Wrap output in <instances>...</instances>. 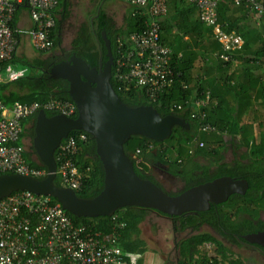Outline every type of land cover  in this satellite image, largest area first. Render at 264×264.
I'll list each match as a JSON object with an SVG mask.
<instances>
[{"label": "trees", "instance_id": "trees-1", "mask_svg": "<svg viewBox=\"0 0 264 264\" xmlns=\"http://www.w3.org/2000/svg\"><path fill=\"white\" fill-rule=\"evenodd\" d=\"M58 1V8L63 9L62 20H66L69 18L67 5L61 0ZM167 5V16L161 22V38L164 44L172 49L171 65L175 70L174 85L160 94L156 101H151L142 90L132 85L126 86L122 91L119 90L113 77L114 66L111 83L120 99L129 107L152 106L162 117L173 115L185 119L190 127L189 129L181 126L173 127L170 138L163 142L134 135L124 145V152L133 162L137 175L142 179L152 181L160 188L162 187L156 181L152 169L156 163L167 166L172 174L180 176L185 183L183 191L223 176L246 179L249 187L244 195L233 194L225 203L211 205L210 209L205 212L172 217L181 223L182 230L186 228L198 230L207 225L232 245L239 246L242 244L238 240L241 235L264 231V221L259 217V213L264 211V143L261 141L258 144L255 140L252 142V150L249 154L251 162L246 165L240 163L230 165L224 163L223 158L228 146L227 135L230 139L240 137L244 146H250V136L254 134L255 128L252 125L243 124L245 121L243 117L254 105L252 98L256 96L257 91L256 83H253L259 79L254 76V72L264 65V47L257 46L256 39L260 36L259 33L251 31L248 26L243 30L238 25L241 20H234L232 14L233 11L240 10L241 22L246 20L245 25L251 19L263 18L264 15L259 17L256 12H250L233 1L219 0L217 13L223 31L235 32L244 40L241 48L224 50L215 37L213 29L201 22L198 8L189 0H167ZM23 8L26 7L19 6L17 9L12 25L19 42L17 22L19 11ZM195 11L198 12V17H193ZM91 18L93 21L80 26L70 50L61 48L62 41L58 37L60 23L57 21L51 32L54 41L51 51L60 49L61 54L53 53L44 60L35 59L32 67L40 71L38 75L19 76L13 80L1 82L0 100L8 106L16 102L31 104L52 99L74 103L67 93L69 83L62 79H51L48 73L51 67L64 61L66 57L70 58L73 54L84 59L90 68H98L100 61L105 64L108 58L102 32H106L112 43L115 61L117 40L141 30L145 20V17L140 14L136 16L132 14L128 19L127 28H117L104 7L99 6ZM40 53L45 54L46 52ZM222 55H229L230 60H224ZM15 58L16 53L11 60L2 64L1 77L8 78L4 76L5 69ZM237 62L240 67L235 69L233 66ZM223 85L226 86L225 92L218 93ZM236 91L238 94H233L235 96L233 101L225 95V93ZM207 95L210 96L208 104L197 106V101L206 99ZM178 106H181V109H178ZM46 114L48 117L57 115L50 111H46ZM195 114L205 115L203 123L212 125L215 131L211 133L200 131L198 118H192ZM77 116L76 110L71 118H77ZM36 117L37 115L25 121L29 122L31 127L21 135V140L27 136L34 138ZM248 132L252 134H247ZM79 133L86 132L73 131L70 135ZM87 136L86 142L78 144L76 156V164L83 176V185L80 190L76 191L81 199H93L104 189V168L96 152V142L89 134ZM201 143H203L202 147ZM32 154L36 155L33 147L32 152L25 151V159L29 166L47 171V167L39 160L32 159ZM201 159L207 160L208 165L199 164L198 160ZM44 178L39 177L38 179ZM55 185L64 188L59 176L55 178ZM183 191L167 193L175 196ZM51 200L53 204H59L56 199L51 198ZM149 212H154V210L128 206L117 210L111 217L78 218L66 213L75 224L88 225L93 232L102 237L117 234L116 244L123 252L143 255L147 251V244L141 237L140 227ZM159 214L162 213L159 212ZM120 225L124 227L120 229ZM242 241L244 242L243 239ZM205 243L217 246L219 254L229 264H245L244 260L235 259L231 253L228 254L224 244L208 232L195 235L179 244L180 264L199 263V249ZM258 248L264 253V248ZM213 262L214 260H210L209 263L215 264Z\"/></svg>", "mask_w": 264, "mask_h": 264}, {"label": "built area", "instance_id": "built-area-1", "mask_svg": "<svg viewBox=\"0 0 264 264\" xmlns=\"http://www.w3.org/2000/svg\"><path fill=\"white\" fill-rule=\"evenodd\" d=\"M133 7V15L145 17L141 30L116 42L114 81L119 90L132 85L143 91L151 101L175 83L171 65L172 49L162 41L161 22L167 16V0H122ZM259 17L264 15V0H230ZM200 13V20L213 29L224 50L243 46L244 40L235 32L226 33L219 22V0H189ZM19 6H25L32 20L31 44L37 52L54 47L51 32L56 26L58 0H0V83L13 80L1 77V66L12 59L19 47L13 21ZM226 61L229 55H222ZM210 96L197 101L208 104ZM181 109V106H178ZM40 110L71 117L76 105L67 100H49L11 106L0 100V173H18L35 178L46 177L47 171L32 168L25 159L21 143L24 122ZM9 114V116H7ZM199 130L211 133L215 127L203 123L205 115L195 114ZM86 133L69 135L56 150L57 175L64 188L75 192L83 185V176L76 164L78 144L86 142ZM203 146V143L200 144ZM124 225H120L122 229ZM117 234L102 237L88 225L75 224L59 204L50 197L29 191H18L0 200V264H139V255L123 252L116 244Z\"/></svg>", "mask_w": 264, "mask_h": 264}, {"label": "water", "instance_id": "water-1", "mask_svg": "<svg viewBox=\"0 0 264 264\" xmlns=\"http://www.w3.org/2000/svg\"><path fill=\"white\" fill-rule=\"evenodd\" d=\"M108 61L98 68L73 54L48 71L51 79L66 80L68 95L77 108V118L62 114L48 117L40 110L34 124L32 146L37 159L47 167V176L38 179L24 174L0 175V200L18 191L56 199L62 209L78 218L111 217L117 210L138 206L169 217L208 211L211 205L225 203L233 194L244 195L246 179L223 176L199 184L179 195H169L150 180L140 178L124 145L134 136L157 142L170 138L173 127L189 129L185 119L162 117L152 106L129 107L120 99L112 83L114 57L112 43L102 32ZM73 131H83L96 142V152L104 168V189L93 199H81L71 188L55 185L57 162L55 152ZM250 245L264 248V231L241 235Z\"/></svg>", "mask_w": 264, "mask_h": 264}, {"label": "crops", "instance_id": "crops-1", "mask_svg": "<svg viewBox=\"0 0 264 264\" xmlns=\"http://www.w3.org/2000/svg\"><path fill=\"white\" fill-rule=\"evenodd\" d=\"M61 2L65 3V5H67L68 11H69V18L66 20H62L61 12L63 9L58 8L56 10V22L58 21L60 23V28L58 31V37L61 39L62 44H63V39H64L65 34L69 33L71 28H72L71 27L72 19L74 18V15L76 13H78V12H76V9L79 7L81 8V10L79 11L80 12L79 25L75 31L74 38L76 37L77 32H78L81 25H83L89 21H93V18H91V17H92V15L95 14L96 8L98 6L100 8L104 7V9L108 13V15L110 17H112V19L114 20L116 27L117 28H123V29L127 28L128 19L133 14V10H134L133 7H131L130 5H128L127 3H125L122 0H61ZM98 14H99V10H98L97 15ZM241 15H242L241 11L237 10V11H233L232 17L234 20L239 19L242 21ZM193 17H198L197 11H195L193 13ZM241 21L238 23V25H240L243 30H245L248 26L251 29V31L254 30L256 33H259L260 36H258V38L256 39L257 46L261 45L264 47V17L263 18H257L256 17L255 20L251 19L250 22H247L248 23L247 25L244 24L246 22V20H244V22H241ZM32 26H33V24H32V20L30 18V14H29L28 9L27 8L21 9L19 11L18 22H17V31L20 35V37H19L20 38V46H21L22 42L25 41V43L33 49L32 44H31V38H30V31L32 29ZM73 39H72V41H73ZM186 39H188V37H186ZM72 41H71V44H72ZM20 46L18 47V50L16 52V56L18 55ZM61 48H62V45H61ZM62 49H64V48H62ZM70 49H71V46H70ZM53 53H55V55H59L61 52L56 50V51H50L49 53H45V54L40 53V55L37 57V59L44 60V59L50 57ZM233 67L235 69H237L240 67V64L237 62L236 64H234ZM254 73H255L254 76L255 77L257 76L259 78L257 82H254V83L251 82L253 84L256 83L255 87H256V91H257L256 92L257 98H256V96H254V98H252V102L254 103V105L251 107V109H249V111L247 113H245V115L243 117V118H245V121L243 124H249V125H252L253 128H255L254 134L250 136V139H251L250 142L251 143H250L249 147H247L246 145L244 146V144H242L240 137H236L235 139H230V137L228 135L226 136V140L228 141V146H227V149L224 151L223 162L228 163L230 165L231 164L235 165L236 163H240L243 165L248 164L249 162H251V158H250L249 154L252 150V148H251L252 142L255 140L258 144H260L259 142H261V141H262V143H264V65L261 66L259 68V70L254 72ZM225 87H226L225 85L221 86L220 87L221 89L218 90V93L225 92L224 91ZM236 93H237V91L232 92V93H225V95L227 96V98L230 101H233V98L235 97L233 94H236ZM238 93L240 94L239 90H238ZM23 126H24V132H25V130L28 129L31 125L29 122H24ZM247 134H252V132H248ZM26 140H27V138H23L21 140V143L25 147V149H26ZM26 151H28V150L26 149ZM203 160H205V159H203ZM203 165H206V164H203ZM207 165H208V161H207ZM263 213H264V211H261L259 213V217ZM147 216H146L145 220L143 221V223L141 224V227H140L141 228V237L147 244V251H148V249H151V248H150L149 241L147 239V235L143 231L144 222L145 223L150 222V224L155 225L154 227H155V231L157 232V234H158V231L159 232L160 231L161 232L166 231V232H168V234L170 233V235H166L165 238L170 244H174V247L177 251L178 258H179V262H178L179 264H180L179 249H178L179 244L183 240H187V239H189L195 235L205 233V232H200V229H202L204 226L209 227L207 225H204L201 228H199L198 230H194L192 228H186V229L182 230L180 228L181 223L179 221H175L172 217L159 214V212H156V211L149 212V215H147ZM157 220H159V222H163L165 227L158 230L159 225L156 223ZM214 232H216V231H214ZM208 233H210V232H208ZM216 234H218V233L216 232ZM213 236H215V235H213ZM176 238H177V240L175 243L174 239H176ZM218 240H220V239H218ZM167 241H166V243H167ZM220 241L224 244L223 240H220ZM171 242H173V243H171ZM169 243L166 244L165 246L168 247ZM227 243L229 244L230 242L227 241ZM207 246H209V247H207ZM211 246L215 247L216 253H214L212 256H210L209 254L206 255L202 251V249L207 247V248H209V251L208 250L207 251L211 252ZM224 246L227 248V246L225 244H224ZM236 246L237 247H245V245H243V244H241L239 246L236 245ZM152 250L154 251V253H157V251L155 249H152ZM227 250H228V254H229L230 253L229 248H227ZM245 250H247L249 252L250 251L251 252H257L258 253L257 255L264 258V253H262L261 251L255 249L253 247H246ZM199 251H200V255H198V256H200V258H199V263H197V264H202V263L208 264L210 262V260H214L213 263H215V264H229L227 262V260H225L221 257V255L219 254V252L217 250V246H215L212 243H205L204 245H202L200 247ZM158 252H159V256H163L162 257L163 261H161V262L164 264V262L167 261L168 257L166 256V258H165V253L162 254V252H160V251H158ZM135 255H139V254H135ZM141 256L142 255H139V260H138L139 264H141V260H142V258H140ZM198 256H196L197 259H198ZM201 257H203V258H201ZM164 258H165V260H164ZM235 259H242V260H244L245 264H250L249 262H247L244 258H242L240 256H235ZM159 260H157V261H159ZM201 260H202V263H200Z\"/></svg>", "mask_w": 264, "mask_h": 264}, {"label": "rangeland", "instance_id": "rangeland-1", "mask_svg": "<svg viewBox=\"0 0 264 264\" xmlns=\"http://www.w3.org/2000/svg\"><path fill=\"white\" fill-rule=\"evenodd\" d=\"M80 10H81L80 7L76 9V12H78L79 14L76 13L74 15V18L72 19V24H71L72 28H71L70 32L66 33L64 36L62 48H64L65 50H70L71 41L74 38L75 31L79 25V17H80L79 11ZM57 50L60 51V49H57ZM49 52L50 51H48L46 53H49ZM39 55H40L39 52H37L34 49H32L31 47H29L25 43V41H23L15 60H13L12 62H9L7 68L5 69L4 76L9 78L12 76L13 77L14 76L19 77V76L38 75L40 73V71L36 68H33L32 65H33V63H35V59H37V57ZM7 116H9V114H7ZM26 149L29 152H32V150L30 149V142L28 140H26ZM32 159H34L35 161L38 160L37 156L35 154H32ZM200 163L201 164H207V161H200ZM155 178L157 180H161L158 175H155ZM163 184L166 188H168V189L171 188L168 183L163 182ZM261 217L264 220V213L262 214ZM156 223L159 225L158 230L165 227L163 222H159V220H157ZM154 226L155 225L150 224V222H146V223L144 222V224H143V231L147 235V239L149 241L151 249H148V251L140 257V258H142L141 264H161L162 263L161 261H163V259H162L163 256H159L158 251L162 252V254L165 253V258H166V256L169 258V256H171V255H175L176 256L175 258H177V256H178L177 251L174 248V244H170L165 238V236L170 235V233L168 234V232H166V231L165 232H161V231L159 232L158 231V234H157ZM200 232L213 233V235H215L218 239L222 240V238L218 234H216V232L211 230L209 227L204 226L202 229H200ZM166 241H167V243H166ZM223 242L227 246V248H229L232 257L233 256L234 257L240 256V257L244 258L250 264H264V258L257 255L258 254L257 252H251V251L249 252V251L245 250L246 247H237L235 245H230L224 240H223ZM168 243H169V245H168V247H166L165 245ZM171 243H173V242H171ZM207 247H209V246H207ZM207 247L202 249V251L206 255L209 254L210 256H212L214 253H216L214 246H211V252H208L209 248H207ZM152 249H155L157 251V253H154V251ZM165 258H164V260H165ZM201 258H203V257H201ZM157 260H159V261H157ZM201 262H202V260H201Z\"/></svg>", "mask_w": 264, "mask_h": 264}, {"label": "flooded vegetation", "instance_id": "flooded-vegetation-1", "mask_svg": "<svg viewBox=\"0 0 264 264\" xmlns=\"http://www.w3.org/2000/svg\"><path fill=\"white\" fill-rule=\"evenodd\" d=\"M69 59L68 57L65 58V60ZM31 127V126H30ZM27 140L30 142V149L32 150V142H33V139L29 136L26 137ZM197 161V160H196ZM200 161H207V160H198L199 164ZM203 165V164H202ZM152 169H153V173H154V176L155 175H158L159 178L162 180H157L156 178V181L161 185V187L168 193L170 192H174V193H178L180 191H183V189L185 188V183L180 179V176H178L177 174H172L170 171H169V168L161 163H156L152 166ZM163 182L165 183H168L170 185V189L166 188L163 184ZM262 215H260V219H262L261 217ZM211 229V228H210ZM213 230V229H212ZM176 239H174V242L176 243ZM222 240L224 241H228L224 238H222ZM238 240L243 244L245 245V247H253L259 251H261L260 248H258V246L256 245H250L248 244L245 240L244 242L242 241V239H240V237H238ZM230 244V243H229ZM232 245V244H230ZM175 248V247H174ZM176 250V249H175ZM262 252V251H261ZM176 256L175 255H171L169 256V258H167V261L164 262V264H179V258L177 256V258H175Z\"/></svg>", "mask_w": 264, "mask_h": 264}]
</instances>
